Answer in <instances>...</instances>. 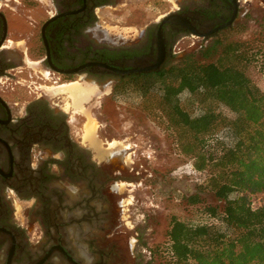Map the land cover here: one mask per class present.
I'll list each match as a JSON object with an SVG mask.
<instances>
[{"label":"flooded vegetation","instance_id":"1","mask_svg":"<svg viewBox=\"0 0 264 264\" xmlns=\"http://www.w3.org/2000/svg\"><path fill=\"white\" fill-rule=\"evenodd\" d=\"M168 1L124 35L97 20L117 0H0V264H127L115 186L139 172L73 135L63 96L42 87L135 95L184 44L217 45L251 21L253 0Z\"/></svg>","mask_w":264,"mask_h":264},{"label":"trees","instance_id":"2","mask_svg":"<svg viewBox=\"0 0 264 264\" xmlns=\"http://www.w3.org/2000/svg\"><path fill=\"white\" fill-rule=\"evenodd\" d=\"M263 56L222 38L139 83L141 109L167 120L199 174L187 203L203 202L210 218L171 217L166 246L158 248L166 264H264V205L249 204L264 191V90L247 74L258 61L264 69ZM201 192L216 202H204Z\"/></svg>","mask_w":264,"mask_h":264},{"label":"rangeland","instance_id":"3","mask_svg":"<svg viewBox=\"0 0 264 264\" xmlns=\"http://www.w3.org/2000/svg\"><path fill=\"white\" fill-rule=\"evenodd\" d=\"M169 5L168 0H117L111 7L100 9L97 20L112 31L121 29L126 35L162 13ZM250 18L245 29L232 32L223 39L242 41L249 47L259 48L264 54V7L260 0H253ZM199 49L184 44L180 56L196 54ZM261 58L264 64V56ZM258 62L249 66L247 74L264 90V69ZM29 84L32 86L33 83ZM87 84L95 88V93L82 103V108L88 111L91 121L82 111L72 109L69 95L55 90L57 86H44L42 89L51 98L54 94L63 96L69 128L73 135L90 145L94 153L121 157L127 166L134 168L132 171L139 172L129 179H122L115 186L123 205L122 220L113 231L114 239L127 264H166L158 255V248L166 246V231L171 217L188 223L210 221L203 210V202L189 204L186 199L196 191L199 174L193 169L191 159L180 152L167 120L159 114H146L140 107L139 95H107L102 88ZM179 96L185 99L187 94L182 92ZM86 122L95 124L93 135L98 142L97 149L83 138ZM200 196L204 202H216L210 193L201 192Z\"/></svg>","mask_w":264,"mask_h":264},{"label":"bare ground","instance_id":"4","mask_svg":"<svg viewBox=\"0 0 264 264\" xmlns=\"http://www.w3.org/2000/svg\"><path fill=\"white\" fill-rule=\"evenodd\" d=\"M91 86H89V84L82 85L81 83L74 81V82L58 85L55 88V90H57L58 92H63V93L68 94L70 99H71V105L70 106H72V109H74V111H76V110L82 111L83 113H85L87 115V118H88L87 120L91 121L90 117L87 113L88 111L86 112L82 108V105H83L82 103L84 101H87L90 98V96L93 95V93H95V88L93 86L92 87ZM66 104H68V103H66ZM66 107L68 108L67 105H66ZM94 125L95 124L93 122H91V123L86 122L84 124V126H83V128H84L83 129L84 130L83 138H85L89 142H91L97 149L99 146H98L97 140L94 138V135H93V129H94L93 126Z\"/></svg>","mask_w":264,"mask_h":264},{"label":"built area","instance_id":"5","mask_svg":"<svg viewBox=\"0 0 264 264\" xmlns=\"http://www.w3.org/2000/svg\"><path fill=\"white\" fill-rule=\"evenodd\" d=\"M249 204H250V207L252 209H255V208H258V207L264 205V191L252 195Z\"/></svg>","mask_w":264,"mask_h":264}]
</instances>
